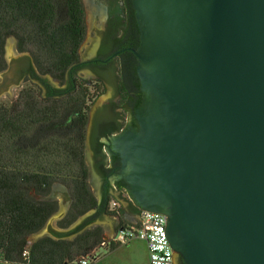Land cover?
<instances>
[{"label":"water","instance_id":"95a60500","mask_svg":"<svg viewBox=\"0 0 264 264\" xmlns=\"http://www.w3.org/2000/svg\"><path fill=\"white\" fill-rule=\"evenodd\" d=\"M133 3L145 99L114 139L124 193L162 214L173 264H264V0Z\"/></svg>","mask_w":264,"mask_h":264},{"label":"trees","instance_id":"16d2710c","mask_svg":"<svg viewBox=\"0 0 264 264\" xmlns=\"http://www.w3.org/2000/svg\"><path fill=\"white\" fill-rule=\"evenodd\" d=\"M86 35L83 0H0V72L6 68V42L14 38L18 50L30 54L42 75L65 84L67 72L80 63ZM68 81L67 89L43 95L42 88L27 80L16 100L0 104L2 264H75L83 257L91 259L104 243L102 229L85 231L73 241L66 240L69 235L63 231L92 210L114 216L124 213L115 198L99 203L89 183L90 111L105 88L72 74ZM56 184L68 189L71 207L58 229L50 227V236L31 243L30 237L42 231L59 209L57 201L45 199ZM119 186L129 193L125 181ZM112 201L117 203L114 210H110ZM129 202L133 213L140 215L142 211ZM126 225L124 221L122 227Z\"/></svg>","mask_w":264,"mask_h":264},{"label":"flooded vegetation","instance_id":"af4514ba","mask_svg":"<svg viewBox=\"0 0 264 264\" xmlns=\"http://www.w3.org/2000/svg\"><path fill=\"white\" fill-rule=\"evenodd\" d=\"M86 24H87V11L90 6L96 12V17L100 20V23L96 27L97 44L94 49V56L91 59H83L81 49L88 37L82 44L79 56L80 63L70 69L67 74L66 83H61L54 79L58 83V88L52 87L48 81H46L31 56L27 52H20L18 50V44L16 41L15 52L17 54L26 55L28 62L20 63L17 66V77L13 81L14 91L21 90L27 83V80H36L34 83L38 87V81L45 86V93L52 90H65L68 88L70 74L75 78H78V72L83 70H89L92 72L93 79L85 80L90 84L101 83L105 88V91L110 87L112 90L111 97L103 106L97 109L92 126L87 133L88 146L93 153L94 168H96L102 176V201L110 198V189L113 186L111 179L115 181L113 188L120 194L123 191L120 189V183L124 181L122 179V161L121 157L117 154L114 148V139L120 137L122 134L130 130V128L138 127V120L136 117V110L142 105L145 99V93L142 90L140 78L138 75L139 59L135 52L139 50L141 46V32L134 8L133 0H83ZM93 11V12H94ZM16 40V39H15ZM10 65L7 63L6 68L0 72L1 83L0 93L4 87H6V80L11 73ZM107 82L110 84L107 85ZM106 93V92H105ZM89 135V136H88ZM86 140V149H87ZM87 162V160H86ZM89 183L91 185V171L89 163ZM61 187L62 185L56 184L53 188ZM91 187V186H90ZM66 188V187H65ZM68 190V189H67ZM107 192V195L105 194ZM129 194V193H128ZM54 194H51L45 199L54 201ZM50 197V198H49ZM68 198V199H67ZM64 201L66 206V212L63 214V218L67 215L72 199L68 191V197ZM127 198V197H126ZM129 202V199H127ZM93 212L90 215L88 213ZM88 212L84 221L80 224L83 225V232L88 231V226H91V230L100 228L99 225L94 224L93 220L96 215H100V209L92 210ZM128 215H135L130 208V202L128 210L122 215H110L117 218L116 230L117 232L122 227L124 218H128ZM85 216V215H84ZM140 216V215H139ZM62 218V219H63ZM60 221V220H59ZM58 225V222H57ZM52 227L51 225L49 228ZM176 264V261H175Z\"/></svg>","mask_w":264,"mask_h":264},{"label":"rangeland","instance_id":"374dc122","mask_svg":"<svg viewBox=\"0 0 264 264\" xmlns=\"http://www.w3.org/2000/svg\"><path fill=\"white\" fill-rule=\"evenodd\" d=\"M95 2V0H93ZM94 9H91L90 6L88 8L87 11V33H88V37L81 49V53L83 55V59H91L94 56V49L95 46L97 44V40H98V36L96 34V27H100L97 26L100 23V20L97 19L96 17V12L94 11ZM97 36V37H96ZM15 45H16V40H14V38H9L6 42V46H5V62L6 64L8 63L10 65L11 68V73L9 74L7 80H6V87H4V89H2L1 93H0V104H10L11 102H13L14 100L17 99L18 94H19V89L14 91V85H13V81L16 79L17 77V66L20 63H25L28 62V59H26V55H21V54H17L15 52ZM9 68V69H10ZM1 77V74H0ZM78 77L79 79H85V80H90L93 79V75L92 72L89 70H83L82 72H78ZM43 78L48 81V83L55 88H58V83L52 79L51 76L49 75H45L43 76ZM31 81V80H30ZM34 83H37L36 80H33ZM0 83H1V78H0ZM32 83V81H31ZM32 83V84H34ZM38 85L41 86L42 88V94L45 95V86L44 84L40 83L38 81ZM107 85L110 86V84L107 82ZM111 93L112 90L109 87L106 91V93L101 96L92 106H91V111H90V122H89V128L92 126V121L95 118V115L97 113V109L101 106H103V104H105L108 99L111 97ZM89 128H88V132H89ZM89 136V135H88ZM87 143H89V141L87 140ZM86 160L89 163V166H91L92 168V176H91V189H93V193L95 194V196L97 197L98 200H101L102 197V186H103V181H102V176L99 173V171L94 168V158H93V153L90 150H86ZM111 184L114 186V184L111 181ZM113 186L110 189V196L114 199H117L119 204V207H122L125 212L128 210V201L126 200V197L129 199V197L123 192V193H119L120 198L113 193V191H116ZM65 187L62 185L61 187H57L56 189L53 188L51 194H54V197L51 196V198H54V201H57L59 204V209L57 211V213H55L48 221L47 225L42 229V231H40L37 234H34L30 237V242L34 243V240L40 236L45 235V233L47 231H49V226L51 225L53 228L54 226L51 224L52 220L56 217H58L59 215H63L66 212V206L64 205V201L67 197H68V192L65 191L64 189ZM117 192V191H116ZM50 198V197H49ZM68 199V198H67ZM130 200V199H129ZM116 202H113L110 204V210H114L116 208L115 206ZM117 205V203H116ZM93 212L88 213L87 215L92 214ZM83 216L81 218L78 219V221L74 224V225H78L79 223H82L83 220L85 219V217L87 216ZM114 218L113 216H110L108 214H100V215H96V217L93 219L95 221L94 224L99 225L100 223H104L107 224L110 228H112L114 226ZM61 220V219H60ZM59 222V221H58ZM80 225V224H79ZM91 228V226H88L87 229ZM100 228L102 229V237H106L105 232H104V228L102 226H100ZM109 236V235H107ZM41 238H39L38 240H40ZM37 240V241H38ZM36 241V242H37ZM134 246L133 248L129 249L128 252L127 251H119V252H115L112 254V252L110 251V248H102L99 251V255H101V262L100 264H136L138 259L137 254H139V257H143V250L136 248L137 246H142V242L140 240L134 241L133 242ZM109 246V243L106 245ZM132 252L135 253L134 255H132ZM132 255V256H131Z\"/></svg>","mask_w":264,"mask_h":264},{"label":"built area","instance_id":"2783aa9c","mask_svg":"<svg viewBox=\"0 0 264 264\" xmlns=\"http://www.w3.org/2000/svg\"><path fill=\"white\" fill-rule=\"evenodd\" d=\"M165 229L162 214L142 211L137 224L119 229L115 242L127 245L137 240L143 241L147 244L149 264H173V252L165 237ZM76 264H93V261L89 257H83Z\"/></svg>","mask_w":264,"mask_h":264},{"label":"crops","instance_id":"0c3cea01","mask_svg":"<svg viewBox=\"0 0 264 264\" xmlns=\"http://www.w3.org/2000/svg\"><path fill=\"white\" fill-rule=\"evenodd\" d=\"M127 199L128 198H126V200ZM98 201H99V203H101L102 197H101V200H98ZM128 205H129V202H128ZM124 213H125V210H124ZM124 220L128 224L134 225V224H137L139 222L140 216L139 215H128V218H124ZM116 223H117V218H114V226L112 228H110L107 224H104V223L99 224V226H102L104 228V232H105L106 237L103 238L104 243L101 246H99L98 248H96L93 252V257L91 258V260L93 261V264H100L102 257L98 253L102 248H110V251L112 252V254L115 252H119V251H124V252L127 251L128 252V250L130 248L131 249L133 248V246H134L133 242L130 244H127V245H121V244H118L115 242V238H116V234H117ZM79 224H81V223H79ZM79 224L75 225V226L72 225L69 229L63 231L65 233H68V235H69L65 238L66 240L73 241L80 234L83 233V230L78 232V233H73V231L77 227H79ZM89 230H91V228ZM107 235H109V236H107ZM46 236H50V235H45L44 237H46ZM141 242L143 245L141 247L137 246L136 248L143 250V254H142L143 257L140 258L139 254H137L139 260H137L136 264H149V252H148L147 244L143 241H141ZM108 243H109V246H106ZM134 254L135 253L132 252V255H134ZM0 264H2V263H0Z\"/></svg>","mask_w":264,"mask_h":264}]
</instances>
